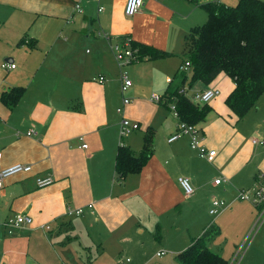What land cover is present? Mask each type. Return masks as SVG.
<instances>
[{"label": "crops", "instance_id": "obj_1", "mask_svg": "<svg viewBox=\"0 0 264 264\" xmlns=\"http://www.w3.org/2000/svg\"><path fill=\"white\" fill-rule=\"evenodd\" d=\"M125 3L0 0V170L16 163L33 166L30 174L7 178L0 189V264H100L105 254L124 252L130 255L125 264H148L151 249L160 258L169 253L173 264L210 226L218 232L207 245L228 264H264V223L248 240L258 210L237 199L240 189L264 179V143L253 142L264 140V107L256 105L238 119L225 103L235 83L222 72L208 85L191 87L220 90L196 124L204 144L216 150L214 159L192 149L188 135L169 143L181 120L171 103L154 102L152 95L163 96L180 75L198 4L145 0L128 18ZM126 38L171 55L119 66L111 45ZM122 74L132 82L124 91ZM98 75L107 82H97ZM19 86L25 87L23 97L7 107L1 94ZM123 119L139 123V129L120 137ZM31 129L34 135H28ZM148 129L154 134L152 157L140 173L119 180V146L138 155ZM38 175H51L55 183L39 188ZM179 177L190 179L191 196H185ZM218 178L223 181L215 184ZM215 198L229 206L213 216ZM67 206L83 213L69 216ZM187 212L190 219L182 220ZM17 214L29 215L32 223L10 234L5 224Z\"/></svg>", "mask_w": 264, "mask_h": 264}, {"label": "trees", "instance_id": "obj_2", "mask_svg": "<svg viewBox=\"0 0 264 264\" xmlns=\"http://www.w3.org/2000/svg\"><path fill=\"white\" fill-rule=\"evenodd\" d=\"M191 1L204 9L207 20L202 25L191 27L185 36L186 61L190 62V70L175 75L177 81L172 83L173 79L169 83L163 98L175 104L182 122L196 127L206 118L210 107L192 102L179 90L185 83L189 87L197 82L208 85L224 72L235 83L225 103L238 119H242L264 95V2L238 0L235 5H228L220 0L205 3ZM131 45L138 52L139 60H155L171 55L148 44L131 41ZM24 93L25 87H14L4 91L1 100L12 108ZM197 128L201 132V128ZM153 147L152 129L146 132L143 149L138 155L128 146L120 145L115 159L118 179L124 180L129 174L140 173L152 157ZM217 232L216 227L206 228L199 238L176 255L177 261L180 264H228L207 245Z\"/></svg>", "mask_w": 264, "mask_h": 264}, {"label": "built area", "instance_id": "obj_3", "mask_svg": "<svg viewBox=\"0 0 264 264\" xmlns=\"http://www.w3.org/2000/svg\"><path fill=\"white\" fill-rule=\"evenodd\" d=\"M98 2L100 0H97ZM145 0H126L125 3V15L128 17L136 15L144 5ZM263 1L264 0H260ZM76 8L80 10V5L77 4ZM99 11H102L103 8L99 7ZM102 35V33L99 32ZM103 36L109 38L107 34H103ZM112 51L115 53L116 59L118 61L119 66H124L131 64L135 61H138V52L136 49L132 48L131 39L126 38L124 42L115 43L111 45ZM190 62L185 61L183 65L180 66V72H188L190 70ZM3 67L5 68H14L15 64H4ZM96 81L99 83L107 82V78L104 75H98ZM122 90H126L129 86H131L132 82L130 79L127 78L125 74H122ZM179 93L184 94L187 96L192 102L197 104H208L211 102L215 97L219 96L220 90L217 88H207L205 90H191L189 86H183L180 89ZM152 100L154 102H163L164 98L162 95L153 94ZM129 100L124 98V103H128ZM171 109L174 111L175 115L178 116V112L176 109L175 104L171 105ZM140 125L137 122H132L128 119H123L121 122V130H120V137L127 135L132 130L139 129ZM35 131L31 129L28 132V135H34ZM188 135L190 137V145L191 148L196 150L201 157L206 158L209 161H212L216 155V150L208 148L204 142L203 138L201 137L200 130L185 122H179L176 132L168 138V142L177 141L180 137ZM80 141H84V137H79ZM253 142L256 144L258 142L264 143L263 141H259L258 139H254ZM82 148H87V144L83 143L81 145ZM33 171V166L27 163H16L10 165L6 168L0 170V189L4 187L5 180L11 176L17 174H30ZM180 186L182 187L185 196L189 197L194 193V188L191 184V181L188 177H179L178 179ZM223 181L221 178L215 180V184H220ZM55 183V178L51 175H38L36 176V185L39 188L49 187ZM237 199L240 201H245L253 205L258 210V217L257 222L254 226V229L249 235L250 240L254 234L259 230V228L264 223V179L255 187L253 188H243L238 191ZM229 206V203L223 199L215 198L212 201V207L210 209V214L215 216L221 213L225 208ZM89 208H92V205H88ZM83 213L82 208H72L67 206V214L69 216L72 215H79ZM32 223V218L27 214H17L13 220H10L5 224L7 227L8 233H13L15 229L22 228L25 225H29ZM247 240V241H248ZM164 254V252L160 253ZM130 258L125 257L120 259L116 264H125L129 262Z\"/></svg>", "mask_w": 264, "mask_h": 264}, {"label": "rangeland", "instance_id": "obj_4", "mask_svg": "<svg viewBox=\"0 0 264 264\" xmlns=\"http://www.w3.org/2000/svg\"><path fill=\"white\" fill-rule=\"evenodd\" d=\"M222 2H224V3L228 4V5H235L238 2V0H223ZM190 20H191L190 22H192L191 23L192 25H202L207 20L206 12L200 6L197 5L196 10L190 16ZM257 106L258 107H264V95L261 96V98L259 99ZM184 219H190V213L189 212L183 214L182 220H184ZM183 231H186L185 227H182V232ZM248 243L249 242H247V244ZM91 252L92 253H87V254H91L92 255L91 256V260H93L95 258V256H96V252H97L96 246L92 247ZM150 252H151V256L148 259V264H157V263L160 262V259L163 260V261L160 262V264H165V263L170 264V261H169V259H170L169 255L170 254L169 253L163 255L160 258V257L156 256V251L154 249H151ZM122 256L129 257L130 255L127 252L122 253L118 257H113V256H109L108 254H105L103 259L100 260V264H116L118 259H120ZM164 259H167V260H164ZM128 264H134V263L131 262V263H128ZM173 264H179V263L178 262H174Z\"/></svg>", "mask_w": 264, "mask_h": 264}]
</instances>
